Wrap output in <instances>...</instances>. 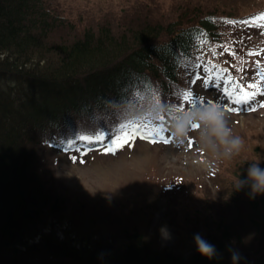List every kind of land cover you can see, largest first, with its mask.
<instances>
[{
    "label": "rangeland",
    "instance_id": "1",
    "mask_svg": "<svg viewBox=\"0 0 264 264\" xmlns=\"http://www.w3.org/2000/svg\"><path fill=\"white\" fill-rule=\"evenodd\" d=\"M41 3L55 20L50 36L44 41L48 44H70L89 30L98 33L105 25L120 36L130 29L148 25L167 27L171 22L191 27L197 25L193 20L198 19V14H216L217 38L204 40L200 55L225 65L242 79L250 95L255 93L252 98L255 102L248 100L250 105L223 106L233 134L243 141L239 154L231 159H214L205 152L197 141L198 128L189 133L182 146L136 138L115 153L106 151L123 125H157L161 116L170 117L165 112L172 102L161 103L156 99L155 94L163 97L157 84L150 95L144 88L132 92L134 103L127 105L129 108L123 106L105 117L104 127L108 128L98 138L106 143L103 148L91 152L62 151L49 148L44 140L42 174L63 209L45 218L47 228L43 231L54 229L60 239L70 232L88 237L96 253L113 240L118 244L128 241L127 233L139 231L152 244L188 258L197 251L196 234L205 239L226 224L250 236L247 239L253 248L246 256H257L262 247L250 241L253 230L249 207L242 199L246 187L237 191L234 183L238 177L246 179L249 162L261 161L260 167L264 168V21L256 19L264 15V0H41ZM240 19L246 24L238 23ZM163 34L157 41L167 39ZM49 53L52 56L47 54L46 58L53 61L54 54ZM194 73L193 66L185 70L181 87L169 89L167 97L172 94H175L172 100L181 97L192 82L185 78ZM190 89H193L190 93L201 95V100L211 99L217 104L199 80ZM154 104L160 108L155 110ZM72 117L74 130H60V134L48 140L75 143L79 136L76 131L88 129L93 120ZM92 124L90 128H98L97 122ZM102 124L100 117L99 127ZM219 223L223 225L217 227Z\"/></svg>",
    "mask_w": 264,
    "mask_h": 264
},
{
    "label": "trees",
    "instance_id": "2",
    "mask_svg": "<svg viewBox=\"0 0 264 264\" xmlns=\"http://www.w3.org/2000/svg\"><path fill=\"white\" fill-rule=\"evenodd\" d=\"M198 16L191 27L171 22L116 36L105 25L70 44H48L55 20L41 0H0V264H233V253L237 264H264V195L251 198L248 187L242 199L250 241L262 247L255 257L246 256L250 236L226 224L204 239L215 246L212 259L198 251L184 258L139 231L97 253L88 237L70 232L60 239L54 229L43 231L45 218L63 209L42 174L44 136L61 124L74 130L73 115L91 118L128 104L129 92L141 84L169 92L165 79L178 81L197 42L217 38L216 14ZM162 33L167 39L157 41Z\"/></svg>",
    "mask_w": 264,
    "mask_h": 264
},
{
    "label": "clouds",
    "instance_id": "3",
    "mask_svg": "<svg viewBox=\"0 0 264 264\" xmlns=\"http://www.w3.org/2000/svg\"><path fill=\"white\" fill-rule=\"evenodd\" d=\"M170 131L178 146L184 145L189 138L192 125H199L197 141L201 148L214 159H231L238 155L243 141L233 134L229 120L223 108L216 104L205 103L199 107H189L169 118ZM261 161L249 162L246 179L236 178L234 189L239 191L245 187L250 189V197L264 195V168ZM198 253L207 259L216 256L215 246L205 241L199 234L194 236ZM233 264H237L238 254L233 253Z\"/></svg>",
    "mask_w": 264,
    "mask_h": 264
},
{
    "label": "snow or ice",
    "instance_id": "4",
    "mask_svg": "<svg viewBox=\"0 0 264 264\" xmlns=\"http://www.w3.org/2000/svg\"><path fill=\"white\" fill-rule=\"evenodd\" d=\"M258 21H264V15L259 16L256 18ZM255 22V21H253ZM206 83H211L209 81H206ZM255 85H249V88H255ZM243 91V90H241ZM264 94V93H262ZM227 96H229L230 98L232 97V93L228 92L226 93ZM245 95V99L242 101L240 98H232V102L233 103H247L248 100L254 98L255 93L249 95L248 93H244ZM189 93H183L182 94V98L185 101L189 100ZM205 103L211 105V106H215L216 104L213 103L212 101H200L199 106H203ZM191 105L192 107H196V101L193 99L191 101ZM262 107H264V105H262ZM184 109L180 108V107H172L171 105H169L167 107V111L169 112L170 116L178 113V112H182ZM193 128H198L199 125H192ZM168 128L165 126V120L164 117H160L159 118V123L157 125H135V124H126L123 125L120 129V134L117 135L115 137V139H113L111 141V147L108 148L106 151L107 152H113L115 153V151L119 148H121L124 144L128 143L129 140H134L136 136H140L141 139H149V142L151 143H165L168 144L171 141L169 140V138H167L166 136L163 135V133L167 132ZM103 139V138H101ZM190 143V142H189Z\"/></svg>",
    "mask_w": 264,
    "mask_h": 264
}]
</instances>
